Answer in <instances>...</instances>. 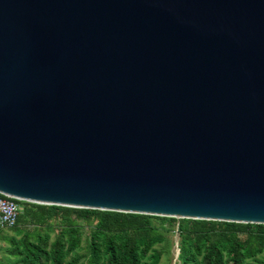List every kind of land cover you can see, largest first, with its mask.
Here are the masks:
<instances>
[{
	"label": "water",
	"instance_id": "1",
	"mask_svg": "<svg viewBox=\"0 0 264 264\" xmlns=\"http://www.w3.org/2000/svg\"><path fill=\"white\" fill-rule=\"evenodd\" d=\"M0 194L264 224V0H0Z\"/></svg>",
	"mask_w": 264,
	"mask_h": 264
},
{
	"label": "trees",
	"instance_id": "2",
	"mask_svg": "<svg viewBox=\"0 0 264 264\" xmlns=\"http://www.w3.org/2000/svg\"><path fill=\"white\" fill-rule=\"evenodd\" d=\"M15 200L11 229L21 237L8 252L22 264H160L170 233L179 236L177 264H264V224Z\"/></svg>",
	"mask_w": 264,
	"mask_h": 264
},
{
	"label": "rangeland",
	"instance_id": "3",
	"mask_svg": "<svg viewBox=\"0 0 264 264\" xmlns=\"http://www.w3.org/2000/svg\"><path fill=\"white\" fill-rule=\"evenodd\" d=\"M0 234L4 235L8 238H20L21 235H17L15 231L11 228H4L0 231ZM55 234L52 233V237L54 238ZM179 239L177 233L169 234L170 244H169V251L162 257L160 264H177L179 261L176 258L177 247L175 245V241ZM2 246L0 247V264H22L20 263L16 257H13L9 254L8 250L11 246V243H6L4 240L1 242Z\"/></svg>",
	"mask_w": 264,
	"mask_h": 264
},
{
	"label": "built area",
	"instance_id": "4",
	"mask_svg": "<svg viewBox=\"0 0 264 264\" xmlns=\"http://www.w3.org/2000/svg\"><path fill=\"white\" fill-rule=\"evenodd\" d=\"M21 205L11 197L0 195V231L4 228H13L19 218Z\"/></svg>",
	"mask_w": 264,
	"mask_h": 264
},
{
	"label": "crops",
	"instance_id": "5",
	"mask_svg": "<svg viewBox=\"0 0 264 264\" xmlns=\"http://www.w3.org/2000/svg\"><path fill=\"white\" fill-rule=\"evenodd\" d=\"M5 241L6 243L8 242V243H10V241H11V238H8V237H5L4 235H2V234H0V247L2 246V241Z\"/></svg>",
	"mask_w": 264,
	"mask_h": 264
}]
</instances>
